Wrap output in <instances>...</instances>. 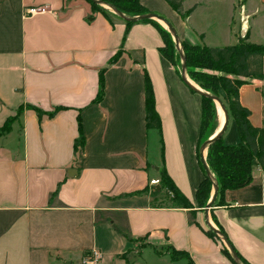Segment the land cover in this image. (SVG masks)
I'll use <instances>...</instances> for the list:
<instances>
[{
  "label": "crops",
  "instance_id": "1",
  "mask_svg": "<svg viewBox=\"0 0 264 264\" xmlns=\"http://www.w3.org/2000/svg\"><path fill=\"white\" fill-rule=\"evenodd\" d=\"M138 2L188 45L232 46L246 34L264 46V0H182L183 11L192 8L185 19L163 0ZM30 8L43 12L28 16ZM111 14L85 0H0V127L20 111L0 135V264H80L92 251L98 264H187L171 260L172 250L191 264H233L223 243L204 233L195 201L204 177L200 97L161 56L150 23L126 27ZM116 53L93 103L99 71ZM144 74L158 130L145 127ZM238 101L264 140V57L262 79L242 85ZM54 108L52 117L34 110ZM78 127L84 142L74 152ZM221 138L238 143L233 122ZM161 172L189 209L172 207L149 185ZM221 200L207 210L210 226L245 263L264 264V174L254 167L251 183Z\"/></svg>",
  "mask_w": 264,
  "mask_h": 264
},
{
  "label": "trees",
  "instance_id": "2",
  "mask_svg": "<svg viewBox=\"0 0 264 264\" xmlns=\"http://www.w3.org/2000/svg\"><path fill=\"white\" fill-rule=\"evenodd\" d=\"M85 1L90 5L92 11H97L104 17L112 15L101 6L95 5L88 0ZM98 1L111 6L125 16H139L150 13L139 4L138 0ZM163 1L181 19H185L192 10V8H190L183 11L182 0ZM114 17L116 16L114 15ZM140 22L150 23L156 29L162 40V46L158 48L159 53L171 65L176 66L178 69L179 64L180 68V58L174 48V43L170 34L153 20H144ZM124 25L129 27L133 24L124 23ZM247 38L248 37L245 34L242 38H237L234 45L221 48L188 45L179 41V50L184 58L185 74L193 82L198 84L203 92L216 97L221 102L227 113L228 122H233L238 136V143L236 145H223L222 138H220L206 148L205 164L217 186L216 196L212 207L218 206L222 203L221 199L225 191L237 190L249 185L252 181V171L254 167L257 166L264 174V140L262 138L261 130L252 127L249 124V111L243 108L238 101V89L242 85L247 84L252 80L262 79L264 46L250 44L247 42ZM118 57V53L114 54L108 60L106 67L99 71L98 89L93 103H99L102 98L103 72L107 67L114 64ZM177 72L179 74V70ZM218 92H221L223 95L222 98L219 97ZM199 97L201 101V112L199 139L196 146L197 158L200 144L213 134L217 125L214 115L215 111L213 102L205 97ZM143 101L144 123L146 129L158 130L160 125L159 119L154 111L152 91L145 74L143 78ZM34 110L36 111L38 117L42 115L52 117L59 110V108H54L52 111L45 114L39 110ZM19 114L20 111H17L15 116L6 119L4 124L0 127V135L9 131L10 124L18 117ZM211 118L214 123L208 126ZM77 124L79 126L78 121ZM83 142L84 140L78 127V138L73 144L74 152L83 146ZM211 185L212 182L204 174L203 180L198 184L195 191V201L198 208H203L207 203ZM158 187L159 190H163L166 194H168V200L172 207L183 209H189L191 207L189 202L180 192H178L164 172L160 173ZM218 231L224 237L222 230L218 228ZM204 233L210 238H216L207 229ZM222 252L231 261V258L225 248H222ZM235 254L238 257L240 264H247L236 252ZM169 257L171 260L184 259L187 264H191L187 255L182 252L172 250L169 252Z\"/></svg>",
  "mask_w": 264,
  "mask_h": 264
},
{
  "label": "water",
  "instance_id": "3",
  "mask_svg": "<svg viewBox=\"0 0 264 264\" xmlns=\"http://www.w3.org/2000/svg\"><path fill=\"white\" fill-rule=\"evenodd\" d=\"M88 1L95 4V5H98V6H101V7L108 9L111 13H113L118 19H120L124 23L134 24V23L144 21V20H154V21L160 22L165 27V30L170 34L171 39L174 43V48H175V50H176V52L180 58L179 77H180L181 81L185 84V86L190 91L197 94L198 96H202V97H205L207 99H210L213 103H216L218 105L219 109L221 110L222 115H223V123H222L221 127L219 129H217V131L215 133H213L209 138L204 140L198 148V161L201 165V168H202L205 176L212 182L211 196H210L209 200L207 201V203L205 204V206L202 208L203 213H204L203 224L208 231H210L216 238H218L223 243V245L225 246V248H226V250H227V252L231 258L232 263L233 264H240L237 255L235 254V252L233 251L231 246L228 244L226 239L223 237V235L218 230H216L215 228L210 226V224L208 223L207 218H206L207 210L212 207V204L214 202V199L216 196V191H217V186H216L210 172L207 169L205 161L203 160L202 152L204 150H206V148L210 144H212L216 140H219L221 138L222 134L224 133L225 129H226L227 122H228V116H227V113H226L223 105L221 104V102L216 97L210 96L209 94L195 88L185 79V76H186L185 64H184V58L182 57L181 52L179 50V41H178L177 35L174 32L173 28L170 26V24L166 20H164L162 17H159V16L152 14V13L139 15V16H125V15L121 14L120 12L116 11L111 6L106 5V4H104L98 0H88Z\"/></svg>",
  "mask_w": 264,
  "mask_h": 264
},
{
  "label": "built area",
  "instance_id": "4",
  "mask_svg": "<svg viewBox=\"0 0 264 264\" xmlns=\"http://www.w3.org/2000/svg\"><path fill=\"white\" fill-rule=\"evenodd\" d=\"M40 12H43V9H41V8H30V9L26 10V14L28 16H32V15H34L36 13H40ZM156 184H158V182L155 180L149 181V185H151V186L156 185ZM99 259H100L99 253L96 251H92L89 255L85 256L81 260L80 264H98Z\"/></svg>",
  "mask_w": 264,
  "mask_h": 264
},
{
  "label": "rangeland",
  "instance_id": "5",
  "mask_svg": "<svg viewBox=\"0 0 264 264\" xmlns=\"http://www.w3.org/2000/svg\"><path fill=\"white\" fill-rule=\"evenodd\" d=\"M252 1H255V0H252ZM102 8H104V7H102ZM104 9H106V8H104ZM106 10H108V9H106ZM108 11H109V10H108ZM109 12H110V11H109ZM178 70H179V64H178ZM208 73H210V72H208ZM186 79L190 82V84H191L192 86H194L195 88H197V89L203 91V90L198 86V84H196L195 82H193V81H192L187 75H186ZM218 94H219V97H220V98L223 97V95L221 94V92H218ZM224 103H225V102H224ZM213 106H214V111H215L214 115H215V119H216V123H217L216 127H218V126H219V122H220L218 112H220L222 118H223V115H222V113H221L219 107L216 105V103H213ZM218 120H219V121H218ZM213 123H214V122H213V119L211 118V120H210L209 123H208V126L212 125ZM205 156H206V154H205Z\"/></svg>",
  "mask_w": 264,
  "mask_h": 264
},
{
  "label": "bare ground",
  "instance_id": "6",
  "mask_svg": "<svg viewBox=\"0 0 264 264\" xmlns=\"http://www.w3.org/2000/svg\"><path fill=\"white\" fill-rule=\"evenodd\" d=\"M216 105H217V104H216ZM217 106H218V105H217ZM220 111H221V110H220ZM221 113H222V112H221ZM218 114H219L220 123L222 124V123H223V118H222L220 112H218Z\"/></svg>",
  "mask_w": 264,
  "mask_h": 264
}]
</instances>
